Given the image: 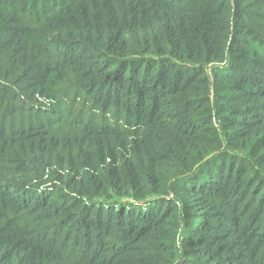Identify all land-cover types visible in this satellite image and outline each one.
I'll list each match as a JSON object with an SVG mask.
<instances>
[{"label": "trees", "instance_id": "obj_1", "mask_svg": "<svg viewBox=\"0 0 264 264\" xmlns=\"http://www.w3.org/2000/svg\"><path fill=\"white\" fill-rule=\"evenodd\" d=\"M0 264H264V0H0Z\"/></svg>", "mask_w": 264, "mask_h": 264}]
</instances>
